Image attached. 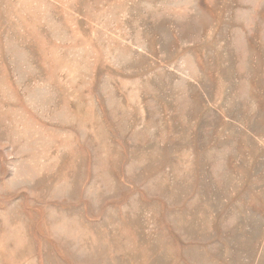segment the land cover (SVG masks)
I'll list each match as a JSON object with an SVG mask.
<instances>
[{"label":"rangeland","instance_id":"1","mask_svg":"<svg viewBox=\"0 0 264 264\" xmlns=\"http://www.w3.org/2000/svg\"><path fill=\"white\" fill-rule=\"evenodd\" d=\"M0 264H264V0H0Z\"/></svg>","mask_w":264,"mask_h":264}]
</instances>
